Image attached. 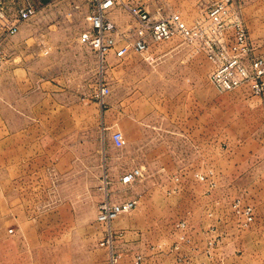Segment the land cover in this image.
Masks as SVG:
<instances>
[{
    "label": "rangeland",
    "instance_id": "rangeland-1",
    "mask_svg": "<svg viewBox=\"0 0 264 264\" xmlns=\"http://www.w3.org/2000/svg\"><path fill=\"white\" fill-rule=\"evenodd\" d=\"M147 1L119 0L107 16L119 33L127 28L129 35L136 21L122 4ZM164 2L167 13L183 15L188 24L196 19L191 0ZM236 2L257 54H264V0ZM33 5L36 16L8 39L0 65L1 70L15 55L49 62L40 64L48 73L29 80V86H20L9 73L0 77V150L29 159L28 176L18 183L25 188L4 193L14 205L0 211V264H110L112 256L116 264H132L136 255L144 264H222L219 250L227 258L245 253V264H264V95L254 97L245 88L218 92L208 80L211 63L201 54L181 53L193 57L188 69L195 87L196 140L204 142L195 144L188 172L156 174L154 165L165 160H148V174L142 170L138 181L125 187L122 176L140 169L144 160L136 142L138 97L131 101L136 111L130 119L122 67L113 76L109 53L101 62L79 41L88 30L93 0H34ZM116 37L122 45L123 32ZM25 40L29 47L11 54L9 47ZM170 41L154 49L170 58ZM132 53L127 63L133 86L147 69L141 54ZM141 56L149 61V53ZM173 65L163 63L166 77ZM6 67L10 72L11 65ZM159 82L153 79L152 87H162ZM101 86L109 89L102 104L95 99ZM160 93L150 103H157ZM21 121L32 124L21 128ZM114 132L125 135V149L113 144ZM106 199L135 200L136 206L107 228L96 222ZM233 203L252 207L248 228L240 227ZM182 222L185 228L177 226ZM108 232L111 241L102 245Z\"/></svg>",
    "mask_w": 264,
    "mask_h": 264
},
{
    "label": "built area",
    "instance_id": "built-area-1",
    "mask_svg": "<svg viewBox=\"0 0 264 264\" xmlns=\"http://www.w3.org/2000/svg\"><path fill=\"white\" fill-rule=\"evenodd\" d=\"M154 1L156 0L147 2ZM118 3L119 0H93L88 30L79 37L80 43L89 47L101 62L110 51H114L118 58L126 56L129 51L147 55L151 43L179 39L180 45L190 56L201 54L211 63L208 80L218 92L227 93L245 88L254 97L264 95V54H257L236 0L204 3L199 17L190 24L176 13L161 15L160 8L151 12L148 7L150 3L122 4L136 21V27L124 38L122 45L116 37L120 34L116 25L106 17ZM36 14L37 10L29 0H11L7 4L5 0H0V65L7 58L5 47L8 39L15 36L20 27L30 22ZM108 92L107 87L101 86L95 99L102 104V99ZM111 140L117 148L122 147L123 136L120 132L112 133ZM141 172L140 169H133L125 173L120 180L121 184L131 187L142 176ZM135 206V200L106 199L98 206L96 222L108 228L118 216L133 210ZM232 209L239 219L240 227L248 228L252 224V207H241L238 203H233ZM177 226L185 228V223ZM111 238V233L108 232L106 242L102 245H109ZM208 245L211 246V242ZM116 262L112 256L110 264ZM132 264H144L143 257L136 255Z\"/></svg>",
    "mask_w": 264,
    "mask_h": 264
},
{
    "label": "crops",
    "instance_id": "crops-1",
    "mask_svg": "<svg viewBox=\"0 0 264 264\" xmlns=\"http://www.w3.org/2000/svg\"><path fill=\"white\" fill-rule=\"evenodd\" d=\"M29 1L33 5L34 0ZM42 1L44 2L46 0ZM128 1L132 4L138 2V0ZM205 2L206 0H191L192 7H195L192 11L194 17H199L201 7ZM150 5L152 6H150L152 12L153 10L160 8L161 15L168 14L167 9L170 8L164 0H156L150 3ZM195 9L198 10L196 15L194 13ZM106 17L110 20L107 15ZM121 32H123L124 38L129 36L126 33L127 28L125 30H121ZM29 44L30 42L28 40L20 41L18 42V45L16 44L9 47V50H11V54H18L20 48L27 49ZM155 47L159 48L161 45L157 43L150 44L149 61L144 60V58L139 55L146 63L145 68L147 70L145 73H139L136 85L133 84L132 86L131 84V66L127 63L128 57L134 54L132 51L128 52V55L126 54V56L122 58L116 57L115 52L110 51L111 53L109 52L108 54L112 67L110 72H112L114 76L118 67H122L123 69L122 80L124 102L125 97L128 95L130 100L128 117L130 119L134 115H132V113L136 111V106L134 104L132 105L131 101L133 100V96L138 97V140H136V142H138V152L140 154L144 153V160L141 159L142 161L138 164L140 170H143L146 174H148L147 170L150 169L149 166L151 165L148 160L157 161L160 159L165 160V163H156V165H154L156 174L178 175L183 173V171L188 172L192 169V165L190 166L189 164L193 160L194 152H196L195 144L199 141L204 142V139L196 140V117L194 106L195 87L194 80L190 78L191 76L188 69L193 64L191 61L193 57L190 59V56H180L181 53H186L187 50L180 45L179 39L170 41L169 45L166 46L170 49V58H168L167 55H159L162 51L155 50ZM44 60L45 59L42 58H34L31 55L12 56L9 62L2 65L0 77L3 78L4 75L9 73L10 78L20 81V86H29V80L43 79L42 75L44 77L45 73H48L44 68H40V64L44 65L49 63H45ZM168 60L174 63V68L172 67L171 69V78L166 77L168 76L166 75L168 73L164 74L165 72L163 70V63L165 64ZM6 64L11 65L10 72L6 70ZM164 77H166V80ZM153 79L160 81L159 85H162V87H152ZM127 81L129 82L127 83ZM159 90L161 92L160 98H156L159 103H150V97L157 96ZM18 101L19 100H17V102ZM16 110H18V108H16ZM124 113L127 115V103L126 105L124 103ZM208 119L206 118V120ZM29 124L32 123L29 121H21L20 127L26 128L29 127ZM206 125L209 126L210 122L206 123ZM2 128L5 129V126L2 125ZM20 134L27 137L25 134H28V132L23 130ZM3 135H7V132L3 133ZM206 142L210 143L209 138L206 139ZM0 144H3V140ZM127 145L128 143L124 135L123 145L121 148L125 149ZM156 153L159 155H156ZM28 163L29 159L17 157L12 149L11 151H4L3 149L0 150L1 212L3 208L13 207L14 205L12 199L4 198V193H7L8 191L18 192V190L25 188V186L20 187L18 183L21 181L20 178L26 177L28 174ZM212 196L208 198L211 200ZM217 253L219 254V258L222 257V261L220 260L222 264H245L244 257L247 256L243 253L240 257H237L236 255L237 258H227L226 251L219 250Z\"/></svg>",
    "mask_w": 264,
    "mask_h": 264
}]
</instances>
